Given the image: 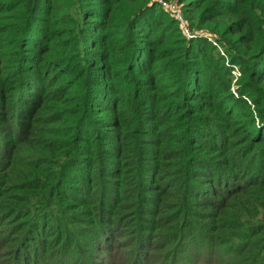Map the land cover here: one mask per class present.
<instances>
[{"label":"trees","instance_id":"trees-1","mask_svg":"<svg viewBox=\"0 0 264 264\" xmlns=\"http://www.w3.org/2000/svg\"><path fill=\"white\" fill-rule=\"evenodd\" d=\"M170 1L0 0V264H264V0Z\"/></svg>","mask_w":264,"mask_h":264},{"label":"rangeland","instance_id":"rangeland-1","mask_svg":"<svg viewBox=\"0 0 264 264\" xmlns=\"http://www.w3.org/2000/svg\"><path fill=\"white\" fill-rule=\"evenodd\" d=\"M181 11H182V9H181ZM182 13H183V11H182ZM184 17L186 18L185 15H184ZM232 72H233V82H235L237 79V76L239 75L240 72H239L237 67H233ZM231 90L233 92L236 91V85L235 84H233L231 86ZM126 235L127 236H125V237L129 238L128 232L126 233ZM113 247L114 248L113 249L111 248L110 250H108V252H99V250L96 246L92 245L89 242H86V243L83 242V250H82L83 256L81 257L79 255H75L76 261L74 264H86V262H92L93 260L94 261H100V262L103 261L104 264H108V263H106V261L108 259L113 258L115 253H116V260L120 259L123 262L126 259L127 248L119 249V245H115ZM57 250L58 249H56L55 251L57 252ZM97 252H99V254ZM101 253L104 254L105 256L102 257ZM59 255H61V254L56 253L55 257H61L62 261H64L65 263H70L71 259H69V261H68V258L59 256ZM95 256H99V258H97ZM181 257L183 258V264H207L206 256L203 253L201 255H200V253L199 254H193L190 250H188V251L183 252ZM101 258H103V259H101ZM100 262H98L96 264H100Z\"/></svg>","mask_w":264,"mask_h":264},{"label":"built area","instance_id":"built-area-1","mask_svg":"<svg viewBox=\"0 0 264 264\" xmlns=\"http://www.w3.org/2000/svg\"><path fill=\"white\" fill-rule=\"evenodd\" d=\"M158 3H160L165 9L171 12V14L174 15V17L178 20V23L180 25V28L184 35L187 37H190L193 35V31L190 29L187 19L184 17V14L182 13L180 9V5L177 4L174 1L170 0H156Z\"/></svg>","mask_w":264,"mask_h":264}]
</instances>
